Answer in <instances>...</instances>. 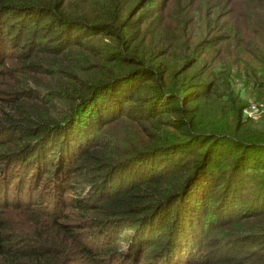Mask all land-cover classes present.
Returning <instances> with one entry per match:
<instances>
[{
	"label": "trees",
	"instance_id": "trees-1",
	"mask_svg": "<svg viewBox=\"0 0 264 264\" xmlns=\"http://www.w3.org/2000/svg\"><path fill=\"white\" fill-rule=\"evenodd\" d=\"M0 77V264H264V0H0Z\"/></svg>",
	"mask_w": 264,
	"mask_h": 264
},
{
	"label": "rangeland",
	"instance_id": "rangeland-1",
	"mask_svg": "<svg viewBox=\"0 0 264 264\" xmlns=\"http://www.w3.org/2000/svg\"><path fill=\"white\" fill-rule=\"evenodd\" d=\"M8 82H9V79L7 77H0V102L3 101L2 98L5 97L4 93L6 91L4 90V88H6V87L9 88L7 86ZM235 90L240 95H244V97H246V98L248 97L247 92L245 90H241L239 85L235 86ZM249 101H255L256 103H258L259 105H261L263 107L262 113H260V115L258 117L251 119L253 121L254 127L260 128L264 125V104L256 101L254 98H251V97H250V99H248V102ZM0 106H1V104H0Z\"/></svg>",
	"mask_w": 264,
	"mask_h": 264
},
{
	"label": "built area",
	"instance_id": "built-area-1",
	"mask_svg": "<svg viewBox=\"0 0 264 264\" xmlns=\"http://www.w3.org/2000/svg\"><path fill=\"white\" fill-rule=\"evenodd\" d=\"M262 109L263 107L255 101H249L242 113L245 119H254L262 113Z\"/></svg>",
	"mask_w": 264,
	"mask_h": 264
}]
</instances>
